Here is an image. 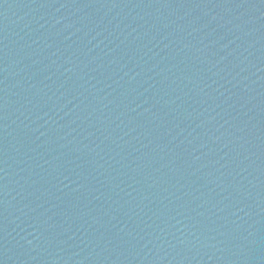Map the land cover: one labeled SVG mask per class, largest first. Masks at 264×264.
<instances>
[{
  "label": "water",
  "instance_id": "95a60500",
  "mask_svg": "<svg viewBox=\"0 0 264 264\" xmlns=\"http://www.w3.org/2000/svg\"><path fill=\"white\" fill-rule=\"evenodd\" d=\"M0 264H264V0H0Z\"/></svg>",
  "mask_w": 264,
  "mask_h": 264
}]
</instances>
